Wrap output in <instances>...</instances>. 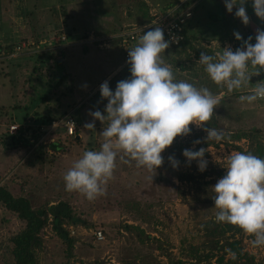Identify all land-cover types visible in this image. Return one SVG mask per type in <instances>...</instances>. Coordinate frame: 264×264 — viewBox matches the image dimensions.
Instances as JSON below:
<instances>
[{
    "label": "rangeland",
    "instance_id": "374dc122",
    "mask_svg": "<svg viewBox=\"0 0 264 264\" xmlns=\"http://www.w3.org/2000/svg\"><path fill=\"white\" fill-rule=\"evenodd\" d=\"M173 1L0 0V186L15 197L27 198L34 207L67 202L80 219L69 228L74 240L72 252L51 226L44 230L45 247L38 253L39 264H171L159 245L181 264H230V248L219 251L208 246L205 227L218 211L214 202L207 200L197 183L181 182L178 177L193 173L202 181L211 180L210 172H226L228 155L239 151L237 148L246 149L248 140L207 142V133L190 125L191 134L177 137L162 153L165 162L152 180L135 161L125 163L118 157L106 195L89 201L81 193L65 189V173L85 151L99 150L104 142L101 131L108 121L96 120L94 130L85 128L93 121L89 113H104L108 103L101 98L100 85L108 81L114 92L118 81L130 77L120 35L141 29L150 22L151 14L167 12L164 8ZM245 7L248 25L235 16V7L232 13L226 10L224 0H199L196 22L185 44L170 43L162 55L177 81L207 87L220 97L214 111L222 132L238 135L259 128L264 145V99L252 104L239 100L241 95L250 94L257 82L264 81V72L251 77L246 87L229 92L216 85L198 61L203 51L215 55L227 46L235 51L249 36L255 43L256 30L264 29V21L255 15L252 0H247ZM234 32L243 40H236ZM49 109L56 120L67 115L76 119L80 143L67 137L62 127L49 132L45 125L36 134L27 130V126L38 128L36 114L46 115ZM14 125L20 126L17 133L10 130ZM197 140L199 144L194 143ZM46 141L59 142L60 151L47 149ZM41 143L45 148L39 147ZM186 148L206 149L205 171L198 169L197 161L187 162L182 155ZM169 156L179 161L178 168L172 167ZM124 225L137 226L157 241H142ZM23 226L0 204V264H14L11 238ZM98 231L104 235L101 241L94 235ZM226 239L238 240L242 254L264 264V246H254L253 236L242 231L229 233ZM224 240L220 239V244ZM242 254L236 258H248Z\"/></svg>",
    "mask_w": 264,
    "mask_h": 264
},
{
    "label": "clouds",
    "instance_id": "9594fccd",
    "mask_svg": "<svg viewBox=\"0 0 264 264\" xmlns=\"http://www.w3.org/2000/svg\"><path fill=\"white\" fill-rule=\"evenodd\" d=\"M224 3L229 13L235 7V16L244 25L249 24L247 0H224ZM252 7L255 15L264 21V0H252ZM234 36L238 41L243 40L239 32H234ZM252 39L249 36L235 51L227 46L215 55L201 52L198 61L216 85L232 92L246 87L251 77L264 72V29L256 30L254 44ZM169 46L162 28L147 31L128 50L130 77L118 81L114 92L108 81L100 85L101 98L108 103L104 113L100 110L89 113L93 121L86 123L85 128L94 130L96 120L108 121L101 131L104 142L99 150L85 151L65 173L66 191L81 193L89 201L106 195L118 157L125 163L135 161L137 167L151 174L152 180L165 162L162 153L177 137L190 135V125L203 129L207 142L225 138L222 131L206 126L220 104V97L207 87L197 88L193 83L177 81L162 55ZM258 99H264V81L257 82L250 94L239 97L241 103L248 104ZM205 152V148L195 151L186 148L182 155L189 163L197 161L198 169L203 172L208 164ZM168 161L173 168L179 167L174 156H169ZM213 189L218 209L216 222L234 225L254 237V246H264V158L250 152L230 153L226 174ZM228 251L235 259L236 253Z\"/></svg>",
    "mask_w": 264,
    "mask_h": 264
},
{
    "label": "trees",
    "instance_id": "16d2710c",
    "mask_svg": "<svg viewBox=\"0 0 264 264\" xmlns=\"http://www.w3.org/2000/svg\"><path fill=\"white\" fill-rule=\"evenodd\" d=\"M199 0H188L185 3V8L193 6V12L195 15V10L197 9V2ZM181 4V2H178V0H175L168 4L167 7H165V10L171 9L177 5ZM194 16L191 20L193 21ZM190 22V24H191ZM190 24L188 28L190 27ZM187 39V38H186ZM186 40L180 45L182 46L185 44ZM1 51V47H0ZM52 58H54L53 55H51ZM36 117V124L38 128H34L32 126H27V130H33V134H36L37 131H39L43 126L50 125L52 121L56 120L55 116L53 115V112L51 109L48 110V114H43L38 112ZM207 127L214 128L219 131L220 125L219 120L217 119L216 112L214 111L212 118L210 121L207 122ZM46 132V131H45ZM203 133H206L202 129ZM224 134V141H231L233 139L235 140H248L249 145L246 149L243 148H237L240 152L245 153H252L260 158H264V145L262 144L259 133H261V130L259 128H252L249 131L241 132L238 135H235L233 132H222ZM76 138L77 142H81V138L78 135L77 130V136ZM215 141L212 140V143ZM23 145L26 146V140H23ZM45 145L48 147L47 149H50L53 153H56L60 151L61 145L59 142L55 141L53 143L47 142ZM44 143H41L39 147L45 148ZM209 145V144H205ZM35 144H33L31 147H34ZM201 147V146H200ZM38 149V148H36ZM226 172L215 170L213 172H210V178L209 181H202L201 178H197L193 173H183L180 174L178 179L181 182H189V183H197L200 187V190H202L204 193H206L207 200L210 202H214L215 192L213 189V186L217 182L219 178H221L223 175H225ZM199 181V182H197ZM202 195L198 196L201 197ZM0 204L11 214L15 215L16 218L23 223V228L16 233L12 238V255L14 259V264H39L38 263V253L44 250L45 247V238H44V230L51 226L52 230L56 233V235L65 241L67 244V248L69 252L73 251L74 248V240L72 237H70V230L71 226L76 225L80 222V219H78L77 215L74 213L71 205L67 202H60L55 205H43L41 207H34L32 206L30 200H28L25 197H15L11 191L7 188H4L0 186ZM216 216V215H215ZM214 219L210 222L206 223V231H207V237H208V246L214 250L224 251L225 248H230L232 252L236 254H242V249L239 246L240 242L238 240H235L233 242H230L228 239H226L227 234H239L242 232V230L234 225L228 224V223H217ZM83 224H85L83 222ZM124 228L131 232L136 234V236L142 240V241H157L156 238H152L149 235H145L141 232V229L137 226H129L124 225ZM224 238L222 244H220V239ZM159 248L161 251H163L164 255L170 258L171 264H181L178 261H175L173 258H171V254L168 252L169 250H165L161 245H159ZM244 256H247L248 258H235L230 260V264H256L254 262L253 256H249L247 254H242Z\"/></svg>",
    "mask_w": 264,
    "mask_h": 264
},
{
    "label": "built area",
    "instance_id": "2783aa9c",
    "mask_svg": "<svg viewBox=\"0 0 264 264\" xmlns=\"http://www.w3.org/2000/svg\"><path fill=\"white\" fill-rule=\"evenodd\" d=\"M185 2L174 7L172 10L168 9L160 16L151 14V20L145 24L141 29L131 30L128 34H121L122 47H124L125 61H128V50L134 47V44L138 41V37L141 34L146 33L155 27L162 28L164 36L174 46H180L186 40V33L188 26L194 16L193 6L185 8ZM64 40H66L64 38ZM20 48V47H19ZM60 127L63 129L64 134L67 137H76L78 130V123L72 115L65 116L62 120H54L46 128L51 131H56ZM20 126L14 125L10 127L12 133H17ZM46 131V130H45ZM75 231L71 232L72 236H75ZM96 240H103L104 235L102 231L94 233Z\"/></svg>",
    "mask_w": 264,
    "mask_h": 264
},
{
    "label": "crops",
    "instance_id": "0c3cea01",
    "mask_svg": "<svg viewBox=\"0 0 264 264\" xmlns=\"http://www.w3.org/2000/svg\"><path fill=\"white\" fill-rule=\"evenodd\" d=\"M195 22H196V13H195V15H194V19H193V21H192L191 24H190V27H189L188 30H187L186 38H188V35H189V32H190V28L192 27V25H193ZM186 41H187V39H186Z\"/></svg>",
    "mask_w": 264,
    "mask_h": 264
}]
</instances>
